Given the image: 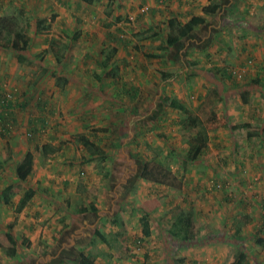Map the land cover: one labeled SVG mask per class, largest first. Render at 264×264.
<instances>
[{
	"label": "rangeland",
	"instance_id": "obj_1",
	"mask_svg": "<svg viewBox=\"0 0 264 264\" xmlns=\"http://www.w3.org/2000/svg\"><path fill=\"white\" fill-rule=\"evenodd\" d=\"M16 1L0 0V17L14 20L19 34L12 40L21 48L3 53L14 59L21 52L28 62L12 60L11 72L3 64L9 73L0 67V84L14 89L8 93L12 101L29 103L41 126L33 122L21 129L23 119L13 128L16 153L10 148L0 155V233L9 231L16 248L12 256L0 250V264H71L72 248L98 264H230L231 253L261 259L250 235L264 237V0H216L219 18L204 14L202 23L197 16L212 4L209 0L186 3L190 10L179 0L184 12H175L170 0L160 6L155 0ZM142 5L148 9L137 12ZM189 13L198 19L194 26L204 23L197 32L201 40L175 42L172 30ZM56 33L69 46L60 60L44 49ZM225 47L235 53L226 57ZM105 57L110 61L102 66ZM42 67L46 72L31 82ZM56 75L67 81L57 82ZM211 86L222 93L215 122L195 110ZM45 90L51 110L45 104L33 108L43 102ZM163 96L184 110L167 106ZM186 128L200 134L190 136ZM78 132L98 144L102 155L85 151L76 141ZM248 132L255 134L248 137ZM37 133L56 137L48 136L49 146L37 149L55 151L48 167L56 182L46 185H39L41 174L26 182L13 174L25 149L21 144L34 145ZM191 142L197 150L193 156ZM150 158L180 176L182 187L139 180L140 161ZM76 183L86 198L75 191ZM7 184L10 205L1 199ZM31 184L38 198L15 212L14 204ZM87 202L97 210L87 211ZM178 210L193 220L195 240L168 233ZM67 232L74 234L72 244L64 238ZM60 241L65 247L57 252Z\"/></svg>",
	"mask_w": 264,
	"mask_h": 264
},
{
	"label": "trees",
	"instance_id": "obj_2",
	"mask_svg": "<svg viewBox=\"0 0 264 264\" xmlns=\"http://www.w3.org/2000/svg\"><path fill=\"white\" fill-rule=\"evenodd\" d=\"M82 2L89 3L91 1L96 0H80ZM209 3H212L209 5V7H206L205 13L211 14L213 13L214 6H216V0H209ZM208 6V5H207ZM197 20V18L193 17L188 20L182 25L176 26L172 31L174 32L173 36L175 40H178L180 38L185 37L190 29L194 26V22ZM36 26L38 27V24L36 22ZM261 26H263L261 24ZM35 28V27H34ZM36 30V28H35ZM38 30V29H37ZM42 31V30H39ZM172 32V33H173ZM15 34L18 33V29L16 27V23L12 18H6V17H0V49L8 50V49H14L21 48L20 46L16 45V42L12 40V37L15 36ZM230 43V41H228ZM28 41L24 40L21 43V46H26ZM68 42L61 40L59 33H56L54 36H51L47 44L45 45L44 49L48 51L54 58L56 59H62L64 56L65 51L68 49ZM231 52H227L231 55L235 53L234 48H230ZM159 56V55H157ZM15 60L19 64L21 63H27L28 60L25 58V56L21 52H16L15 54ZM106 60L110 61L108 57H105L101 61V65L105 66ZM251 62V61H250ZM249 62V63H250ZM245 66V64H243ZM242 66V67H243ZM115 65L113 64L109 70H107L106 76H110L112 71L114 70ZM218 69V67H217ZM47 67H42L41 71L38 72V74L31 80V82H35L38 80L44 72H46ZM220 71V69H219ZM245 71V69H243ZM57 82L63 83L66 82V78L64 77H58L55 76ZM251 83H259V82H252ZM6 92L3 90H0V104H5L6 102H13L11 99H6L5 97ZM163 101L167 104V106L179 110H184V105L179 103L178 101L166 98V96H163ZM222 99V93L219 91V87L217 86H211L209 87L204 95L199 98V101L196 105V113L200 117H206L209 115H212L215 112V107L218 101H221ZM185 132L188 135H195L200 134V131L198 128H186ZM255 133L248 132L247 136L250 137L254 135ZM207 139L205 133L202 135V143L205 144V140ZM77 142L82 146V148L87 151L90 155H102V151L100 149V146L90 140H88L84 135H78L77 136ZM198 149V148H197ZM188 152L191 156H193L197 150L196 145L194 142H191L189 144ZM33 164V155L30 151H26L16 162L13 164V174L14 176L23 182H26L29 177V173L31 172V165ZM140 171H139V177L141 179L150 181L152 183L160 184V185H166L171 188L180 189L182 187V180L180 176H178L175 172H173L168 166L163 165L153 158L146 159L140 161ZM10 185H6L2 190V199L5 204H11V200L9 198V192H10ZM81 191L83 198H86L87 194L84 189L81 188H75V191ZM36 192V189L31 186L27 185V187L23 190L21 196L18 198L14 211L20 212L29 202L31 197ZM84 207L87 211H96V206L91 203L87 202L84 204ZM174 220H172L169 228L167 229L168 233L180 240L184 241H190L195 240L197 233L194 229L193 220L190 219V216L188 214H183L182 211L178 210L174 214ZM249 217L247 215L242 216V221L246 223L249 221ZM142 220V228H144L147 225V220L144 216L141 217ZM264 230V227H263ZM238 227L235 228V232H238ZM254 243L258 246L264 247V237L258 236L257 234L253 235ZM73 249V257L71 259V264H98L95 262L92 256L87 255L84 251L76 248ZM0 250L5 255H14L16 252L14 239L10 235L9 231L1 232L0 233ZM231 259L229 261L230 264H250L246 257H244L241 254L237 253H231Z\"/></svg>",
	"mask_w": 264,
	"mask_h": 264
},
{
	"label": "crops",
	"instance_id": "obj_3",
	"mask_svg": "<svg viewBox=\"0 0 264 264\" xmlns=\"http://www.w3.org/2000/svg\"><path fill=\"white\" fill-rule=\"evenodd\" d=\"M14 2H17L16 0H13ZM18 1H21V0H18ZM50 1V0H49ZM181 2L183 1L184 3H182L181 4V6L182 7H184V6H186L185 4L186 3H188L189 4V6H190V3H193V2H195L194 0H180ZM13 2V3H14ZM54 2V1H53ZM53 2H51V4L53 3ZM170 2H171V7L173 8V9H175V12L177 11V12H184V10H180V9H182V8H179V4H180V2H179V0H170ZM21 3H23V1L21 2ZM25 3V2H24ZM43 2H41V4H42ZM85 3V2H84ZM163 3V1H161V0H155V5L156 6H160V4H162ZM17 4V3H16ZM53 4H55V2L53 3ZM165 4H167V2H165ZM206 3H204V5H205ZM192 5V4H191ZM203 5V6H204ZM185 8H188L187 6L185 7ZM184 8V9H185ZM195 8V10H197V7H194ZM146 9H148L147 8V5H142L141 7H139V9L137 10V12L138 11H140V12H145V10ZM188 10H190L189 8H188ZM187 10V11H188ZM152 11V10H151ZM201 12V16H197L198 18H200V21L203 19L204 20V14H207V13H204V12H202V10L200 11ZM171 13H172V10H171ZM219 13H220V11H217L216 13H214V11H213V13H211V14H209V15H213L216 19L217 18H219ZM189 16H186V18L184 19V20H182V22H179L180 24L179 25H182V24H184L185 22H186V20H188V19H190V17L192 16V14H188ZM195 15H197V14H195ZM208 15V14H207ZM171 16V15H170ZM196 16H195V18H197ZM193 18V17H192ZM170 21H172V22H175L174 20H170ZM197 21H198V19H197ZM198 23V22H197ZM201 23H202V21H201ZM200 23V25H195V26H193L191 29H190V31H189V33L185 36V37H183V38H180L181 40L182 39H185L186 41H188L189 39L190 40H192L193 41V43H196V42H198V41H200L201 40V35H199L198 36V30L204 25V23L203 24H201ZM217 24V23H216ZM55 25V28L57 29V30H60L61 29V27L59 26V25H57V24H54ZM178 25V26H179ZM217 26V25H216ZM197 33V35H195ZM49 39V38H48ZM179 40V39H178ZM178 40H174L175 42H177ZM48 41V40H47ZM174 42V43H175ZM227 48L225 47L224 48V52H223V54L224 55H226V52H227ZM253 50V49H252ZM3 51H4V49H0V64L2 65H0V67H3V71L4 72H6V73H9V72H11L12 71V69H13V67L11 66V65H9L10 64V62H12V60H15V57H14V59H8V57L5 55V53H3ZM222 54V55H223ZM158 54H154V55H152L153 57H156V58H159L160 57V55L159 56H157ZM224 55L222 56V57H224ZM228 55H226V57H227ZM229 57V56H228ZM235 58V57H234ZM236 59V58H235ZM16 61V60H15ZM9 63V64H8ZM3 64H6L7 66H8V68L10 69V71L9 72H7V70L5 71L4 69H5V67L3 66ZM217 68V67H216ZM42 77V76H41ZM64 85V84H63ZM62 85V86H63ZM62 86H60L61 88H59L61 91H63V88H62ZM11 88V87H10ZM0 90H3V91H5V92H8V93H12V91H14V89H8V88H6V86H5V84H0ZM202 92H204L203 90H202ZM15 97H17V95L15 94L14 95ZM42 96H43V102L42 103H37L36 105H32V107L33 108H35V109H41V104H45L46 106L48 105V107H49V109L51 110V107H52V105L50 104L51 103V99H48V97H47V92H46V90H45V93L43 94L42 93ZM44 100H46V101H44ZM222 100V99H221ZM11 101H12V99H11ZM30 102V101H29ZM218 102H220V101H218ZM217 102V104H216V107H215V112L212 114V115H209V116H207V118H210V121H212V122H215L214 120H216L217 118H219V115H218V107H220L219 106V103ZM45 106V107H46ZM54 106L56 107L57 105L56 104H54ZM47 108V107H46ZM29 110H30V107H29V103H27L26 102V100L24 99V98H20V99H18L17 101H15V99H14V101L13 102H6L5 104H0V155H4V154H6V152L5 153H3L4 151H5V149H10L11 148V154H14V153H16V147H17V145H16V142L18 141V137H16L15 138V134H14V129L13 128H18V126H16L18 123H22L23 121V119L25 120V125H24V123H22V128L21 129H23V128H28V126H31V124H33V122H36L37 123V125H38V127L39 126H41V123L38 121V119L37 118H35V117H32L33 116V114L32 113H29ZM46 120V119H45ZM55 121L56 120H54L53 121V123H55ZM45 122V121H44ZM57 126V129L59 128V126H60V123L59 124H57L56 125ZM213 126H215V125H213ZM213 128H215L217 131H218V133H219V129L217 128V127H213ZM13 129V130H12ZM39 130L40 131H42L43 130V126L41 127V129L39 128ZM209 132H210V130H209ZM222 132V131H221ZM41 134V133H40ZM39 133H37V135L34 137V139H35V141H34V145H32V146H30L29 145V142L28 141H26V140H24V143H22L21 145L23 146L24 145V147H25V149L24 150H22L20 153L21 154H19L18 156H17V160L26 152V151H30L31 153H32V155H33V164L31 165V172L29 173V177H28V180L33 176V174H41L42 175V178H41V181L39 182V185L40 184H44V185H46V184H49L48 182L49 181H51V182H56V180H53V177H55V171H53L52 169L53 168H51V167H48V161H49V159L51 158V157H49L50 155L52 156V155H54V153H55V151L54 150H52V149H50L49 148V151H48V154H46V152L44 151V149H40V150H37V149H39L41 146L43 147V148H47V146H49V145H47V143H48V141H49V139H48V136L50 137V136H52L51 134H41L40 135ZM84 135L85 137H86V135L85 134H83L82 132H78V134H77V136L78 135ZM77 136H76V141H77ZM50 138H53V137H50ZM87 138V137H86ZM53 139H56V137L55 138H53ZM88 139V138H87ZM89 140V139H88ZM31 141V140H30ZM91 141V140H90ZM56 142H58V138H57V141ZM81 146V145H80ZM9 147V148H8ZM82 147V146H81ZM9 152V151H8ZM7 152V158L9 157L8 155H10V152L8 153ZM12 156V155H11ZM93 157H95V155H93ZM55 158H58V156H56ZM16 160V161H17ZM70 161H72V160H70ZM81 161V159H77L76 160V162L77 163H79V162ZM73 162V161H72ZM42 163V164H41ZM15 164V163H14ZM77 166H78V164H76V165H74V168H77ZM34 177V176H33ZM32 177V178H33ZM139 180H142V181H147V180H144V179H141V178H138ZM18 180V179H17ZM20 181V180H19ZM21 182H23V181H21ZM67 181H65L64 183H66ZM7 185H10L11 186V184H7ZM6 186V185H5ZM31 186H33L36 190H37V187L36 186H34V185H32L31 184ZM44 187H46V186H44ZM81 188V189H84L85 190V188L82 186V185H78V183H76V184H74V186H73V188L75 189V188ZM11 188H12V186H11ZM11 188H10V191H11ZM40 189H44V188H40ZM45 190V189H44ZM49 191V190H48ZM36 193V192H35ZM35 193H34V195L31 197V199L29 200V202H28V204L32 201V199L34 200V199H36V198H38V195H35ZM1 199H2V194H1ZM10 200H11V198H10ZM18 200V199H17ZM2 201H3V199H2ZM12 202V201H11ZM3 203H4V201H3ZM5 204V203H4ZM12 204V203H11ZM16 204V203H15ZM15 204H14V207H15ZM28 204L24 207V208H26L27 206H28ZM6 205V204H5ZM8 205H10V203L8 204ZM23 208V209H24ZM38 213V212H37ZM249 221H250V219H249ZM249 221H247L246 223H248ZM256 225V224H255ZM255 227V226H254ZM245 229V233H247V231H248V228L247 227H241V230H244ZM66 232V231H65ZM73 232H67L66 233V236L64 237V238H67L68 239V241H69V244H72L74 241H73V239L71 238V237H73ZM250 237L251 238H253V235L251 236L250 235ZM60 239V238H59ZM64 242H62V241H60L59 243H58V245H57V252L58 251H60V250H62L64 247H65V244H63ZM255 252H259V253H261L260 255H261V259L260 258H255L254 256H252V257H250V259H248V261H249V263L250 264H252L251 262H255L256 264H264V247H259L258 245L256 246V251ZM248 256H249V253H248V255H247V257L246 258H248ZM254 258V259H253Z\"/></svg>",
	"mask_w": 264,
	"mask_h": 264
},
{
	"label": "built area",
	"instance_id": "obj_4",
	"mask_svg": "<svg viewBox=\"0 0 264 264\" xmlns=\"http://www.w3.org/2000/svg\"><path fill=\"white\" fill-rule=\"evenodd\" d=\"M241 71H243V69ZM5 97H6V99H9L10 98V94H8V92H6Z\"/></svg>",
	"mask_w": 264,
	"mask_h": 264
}]
</instances>
